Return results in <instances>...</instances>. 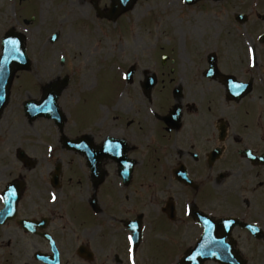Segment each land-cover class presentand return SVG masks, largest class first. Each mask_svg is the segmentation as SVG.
Listing matches in <instances>:
<instances>
[{
	"label": "flooded vegetation",
	"instance_id": "1",
	"mask_svg": "<svg viewBox=\"0 0 264 264\" xmlns=\"http://www.w3.org/2000/svg\"><path fill=\"white\" fill-rule=\"evenodd\" d=\"M237 6L245 24L230 29L245 32V51H156L138 81L135 65L92 128L72 135L80 162L47 148H23L22 162L19 147L0 161L6 183H24L18 213H0V264H132V224L143 230L136 264H149L160 217L177 246L200 241L204 264H264V0Z\"/></svg>",
	"mask_w": 264,
	"mask_h": 264
},
{
	"label": "rangeland",
	"instance_id": "2",
	"mask_svg": "<svg viewBox=\"0 0 264 264\" xmlns=\"http://www.w3.org/2000/svg\"><path fill=\"white\" fill-rule=\"evenodd\" d=\"M239 1L203 10L188 8L182 0H138L134 9L114 24L100 21L90 0H30L21 6L18 0H0V55L1 38L16 27L26 34L33 61L31 71L19 73L15 79L11 100L0 119L1 158L16 147L42 150L52 146L60 160L80 162L78 154L70 156L61 149V135L50 121L26 120L24 102L39 99L42 86L67 76L70 83L59 99L67 119L65 135L86 131L98 121L104 107L117 99L119 72L128 65L138 67V81L143 77L140 68L154 65L156 51H245V32L241 31L239 41L230 29L237 5L244 0ZM98 2L104 7L110 5L109 0ZM32 15L36 22L24 28L22 20ZM56 32L60 33L59 40L51 44L49 38ZM77 68L74 84L72 70L76 74ZM167 225L165 218H159L148 233L149 264H177L182 255L183 248L171 241ZM139 263L147 261L139 258Z\"/></svg>",
	"mask_w": 264,
	"mask_h": 264
},
{
	"label": "water",
	"instance_id": "3",
	"mask_svg": "<svg viewBox=\"0 0 264 264\" xmlns=\"http://www.w3.org/2000/svg\"><path fill=\"white\" fill-rule=\"evenodd\" d=\"M136 1L137 0H112V8L108 17L111 20H116L120 14L125 13L130 9H132ZM6 37L19 40L21 43L20 45H18V47L22 48V52L19 54H13L8 49V46L3 44V56L0 61V67H3L5 71L3 73V79H0V114L2 113L4 106L6 105L9 99L10 89L15 74L19 70H29L31 66V62L26 54L24 37H22L19 34H16L14 31H10L6 35ZM65 86H66V82L64 81L60 84L51 85L50 87L44 89V96L42 100L47 99L49 97L54 98L52 111L41 112L38 110V108L41 106L40 103L31 101L29 103H26V113L31 118H36V117L52 118L55 119L60 125H62L64 121L63 114L59 110L57 101L61 91L65 88ZM34 105H36V107H33ZM190 260L191 258L187 260L188 264H190ZM194 264H199V262H194Z\"/></svg>",
	"mask_w": 264,
	"mask_h": 264
},
{
	"label": "snow or ice",
	"instance_id": "4",
	"mask_svg": "<svg viewBox=\"0 0 264 264\" xmlns=\"http://www.w3.org/2000/svg\"><path fill=\"white\" fill-rule=\"evenodd\" d=\"M20 41L14 38H4L3 40V44L8 46V49L10 50L11 53L13 54H19L22 52V48L18 47V45H20ZM250 51H252L250 49ZM61 59H64V57H61ZM256 63H255V57L253 56V60H252V67H255ZM5 69L3 67H0V79H3V73H4ZM128 78L127 73L125 74V79ZM234 88L237 89V91L235 92V95L239 96L240 95V91L239 89H242L245 87V85L240 84V83H234L233 85ZM53 104H54V98L49 97L47 99H44L40 102V107L38 108L39 111L41 112H50L53 110ZM33 107H36V105H34ZM116 148H119L120 145L117 142V144L115 145ZM103 149L105 152H109L111 153L113 151V141L112 139H106L104 144H103ZM47 152L49 154H52L54 152V149L51 146H48L47 148ZM116 155H120L119 152L115 153ZM249 155H252L251 153H249ZM52 202L55 203L58 199V197L56 196L55 193L52 194ZM230 223V221H229ZM133 227H136V225H133ZM251 227V226H250ZM134 233L133 234H129L127 236V242L130 245L129 247V253H130V258L132 260V264H136V260H135V255H134V250H135V246H136V239L134 238Z\"/></svg>",
	"mask_w": 264,
	"mask_h": 264
}]
</instances>
